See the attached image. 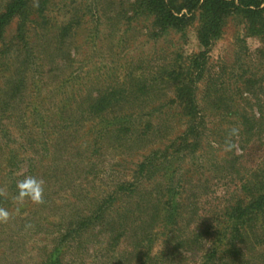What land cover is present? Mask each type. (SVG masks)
<instances>
[{
    "label": "rangeland",
    "instance_id": "rangeland-1",
    "mask_svg": "<svg viewBox=\"0 0 264 264\" xmlns=\"http://www.w3.org/2000/svg\"><path fill=\"white\" fill-rule=\"evenodd\" d=\"M38 1L44 2L35 0L31 28L24 36L27 43L17 21L6 28L0 41V208L10 213L9 219L0 221V264H45L55 250L61 264H138L140 247H147L141 245L149 229L147 220L131 219L129 233L118 246H110L115 236L111 228L98 226L77 234L76 224L115 183L133 180V171L145 154L163 149L183 133L185 122L177 109L153 113L152 143L136 131L130 135L112 130L96 152L97 135L89 131L100 119H82V113L107 90L128 83V76L150 79L159 67L172 68L177 55L178 63H186L204 52L197 35L199 22L183 38L171 32L151 39L153 21L134 15L136 0H45L41 7ZM5 5L0 0V11ZM208 57L209 68L196 84V96L202 115L211 121V139L222 145L214 150L206 139L205 149L198 153L203 156L188 157L182 168L183 172L195 168L197 173L198 188L189 197L196 193L203 198L200 216L211 205L221 209L226 204L229 190L222 185L231 186L227 181L231 170L234 174L229 178L237 180L264 162V131L255 134L256 129H264L260 120V113L264 117V34L249 37L244 23L229 19ZM218 76L225 87L219 96L206 97L214 92ZM240 87L248 90L249 96H244L251 101L245 108ZM143 89L116 105L114 115L120 117L141 105L144 112L157 110L173 98L171 87L156 84L155 89ZM230 100L239 105L240 116L226 113L233 110ZM225 102L229 111L223 110ZM247 116L255 129L250 135L255 137L242 147L239 130ZM103 119L111 116L106 113ZM227 159L228 163L218 165ZM27 176L43 181L42 203L17 200L16 185ZM201 222L202 218L198 225ZM159 237L155 253L164 246L165 237ZM203 251L200 246L186 250L187 262L198 264Z\"/></svg>",
    "mask_w": 264,
    "mask_h": 264
},
{
    "label": "trees",
    "instance_id": "trees-1",
    "mask_svg": "<svg viewBox=\"0 0 264 264\" xmlns=\"http://www.w3.org/2000/svg\"><path fill=\"white\" fill-rule=\"evenodd\" d=\"M2 1L6 5L0 11V41L4 39L6 28L17 21L18 32L27 43L24 36L31 28L30 18L34 13L32 9L35 8V0ZM44 2L38 1L37 5L42 6ZM134 8L135 16L143 15L152 19L153 29L149 35L151 39H160L171 32H178L183 38L187 29L198 21V40L205 51L189 57L186 63H178L181 57L177 55L172 68L161 66L150 79H132L128 76L130 83L124 84L121 88L107 90L93 102L82 113L84 116L82 119L85 117L100 119L89 131L97 135L93 141L95 150L98 152L102 149L105 134L112 130L130 135H134L136 131L140 137L148 141L147 143H152L149 134L154 131L152 123L156 117L153 113H162L165 109L169 111L177 109L186 129L170 140L163 149L155 148L145 154L142 162L137 164L133 171V180L115 183L114 189L102 198L94 209L80 215L76 224L77 234L88 232L98 226L109 227L110 232L115 233L110 246H118L120 238L129 233L131 219L140 222L147 220L149 229L144 234L141 244H146L147 247L144 249L143 246L142 248L139 246L141 251L138 264H189L184 252L197 246L204 249L198 264H264V162L237 180L229 178L234 174L231 170L226 178L233 187L226 186L225 183L222 185L229 190L226 204L221 209L211 205L202 216L198 214V210L203 198L196 193L189 197V192L193 189L197 191L198 188L195 186V182L198 181H195L197 174L195 168L192 172L189 170L183 172L182 169L188 157H194L205 149L206 139H210L208 146L213 148V145L214 150H217L215 146L222 145V142L211 139L212 129L209 127L211 121L202 115L196 96V84L209 68V48L223 36L224 27L229 19L244 23L249 37L263 35L264 0H136ZM220 81L221 77L218 76L217 80L213 81L216 87L214 92L207 93L206 97L221 94L225 85ZM247 81L251 82V78H247ZM156 84L171 87L173 98L161 103L157 110L144 112L141 105V108L128 110L120 117L114 115L116 105L142 93L145 87L155 89ZM239 90L245 108V105L251 102L244 96V94L249 96L248 90L245 92L242 87ZM156 93L159 94L161 91L157 90ZM230 101L233 110L227 109L229 104L226 102L223 104L225 106L223 110L229 111L226 112L229 116H240L239 105ZM218 105L221 110L222 106ZM106 113L111 119H103ZM213 115L217 116V113ZM263 118L260 113V120H264ZM244 119L245 126L239 130L243 139L238 143L242 144V147L251 143L250 139H253L255 134L264 131L258 128L251 136L250 131L255 130L250 128L252 119H248V116ZM235 141L231 142L234 144ZM233 144L231 146L234 148ZM198 155L203 156L201 153ZM228 160H223L218 165L223 166L229 162ZM188 200H191L189 206ZM205 204L209 205V200ZM188 209L189 214L186 215L185 210ZM201 218L202 222L198 225L197 221ZM161 235L165 237L164 246L155 253L153 246ZM45 264H61L59 251L55 250Z\"/></svg>",
    "mask_w": 264,
    "mask_h": 264
},
{
    "label": "clouds",
    "instance_id": "clouds-1",
    "mask_svg": "<svg viewBox=\"0 0 264 264\" xmlns=\"http://www.w3.org/2000/svg\"><path fill=\"white\" fill-rule=\"evenodd\" d=\"M16 187L18 190V201H23L27 198L33 203L43 202L44 187L42 180L33 176H27L23 180H20ZM9 217L10 213L5 209L0 208V221H6Z\"/></svg>",
    "mask_w": 264,
    "mask_h": 264
}]
</instances>
